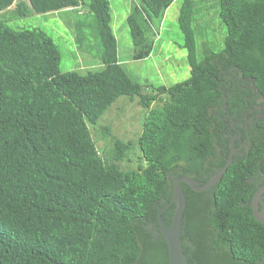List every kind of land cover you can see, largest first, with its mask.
Instances as JSON below:
<instances>
[{
    "label": "trees",
    "instance_id": "1",
    "mask_svg": "<svg viewBox=\"0 0 264 264\" xmlns=\"http://www.w3.org/2000/svg\"><path fill=\"white\" fill-rule=\"evenodd\" d=\"M174 1L134 6L127 18L134 60L152 55L154 20ZM81 4L0 0V14L14 7L9 21ZM219 5L224 49L215 53L203 42L199 52L196 5L183 0L178 21L191 77L156 90L134 83L120 64L109 0L88 4L104 69L85 75L61 72L60 50L43 31H17L0 21V264H169L166 240L148 226L160 225L178 178L204 185L225 166L223 106L244 107L256 91L264 109V0ZM86 26L75 25L81 47ZM123 96L140 98L146 119L138 142L115 139L107 159L90 126ZM249 143L211 190L183 185L189 264H264V225L250 206L257 189L250 180L264 172V112ZM135 146L145 166L123 169Z\"/></svg>",
    "mask_w": 264,
    "mask_h": 264
},
{
    "label": "rangeland",
    "instance_id": "2",
    "mask_svg": "<svg viewBox=\"0 0 264 264\" xmlns=\"http://www.w3.org/2000/svg\"><path fill=\"white\" fill-rule=\"evenodd\" d=\"M91 0H81V6L71 10L48 14L31 11L25 18L9 19L14 9L0 14V21L13 30H40L46 33L58 46L62 60L61 72H77L85 75L89 72H100L104 69L98 58L97 40L93 37L90 24L92 15L88 14ZM112 8V28L118 43V58L128 77L141 85L150 86L151 90L161 87L170 88L190 79L191 69L188 63V52L184 47V35L179 27V15L183 0H175L165 12L162 20H154V49L152 55L141 61L134 60V47L127 18L139 0H109ZM196 18L200 33H197V50L203 48V42L210 51L219 53L224 49L226 27L219 18V0H194ZM77 22L87 24L82 29L84 40L82 47L77 42ZM158 101L154 107L164 104ZM262 104V99L260 100ZM147 110L140 104L138 97H120L103 115L98 125L90 126L93 139L100 153L111 159L115 139L123 142L137 143L142 133ZM129 161L120 165L123 169L138 170L145 166L137 146L128 155Z\"/></svg>",
    "mask_w": 264,
    "mask_h": 264
},
{
    "label": "flooded vegetation",
    "instance_id": "3",
    "mask_svg": "<svg viewBox=\"0 0 264 264\" xmlns=\"http://www.w3.org/2000/svg\"><path fill=\"white\" fill-rule=\"evenodd\" d=\"M261 98L258 97L256 91L252 97L247 98L246 106L240 107L238 104L234 105L231 110H228L226 105L223 106L226 115L223 117V122L226 124L223 139L225 145L220 149L224 152V157L227 159L232 157L234 159H241L246 156L249 149V142L252 134L257 130V126L263 117V106L260 103ZM227 163V162H226ZM212 177V176H211ZM210 177V178H211ZM209 178V179H210ZM250 183L254 184L256 189L255 194L264 188V172H260L252 177ZM189 187V186H188ZM191 189V187H189ZM254 194V195H255ZM254 197V196H253ZM260 209H264V191L259 199ZM170 204L162 211L165 215L170 211L168 210ZM162 218V217H161ZM174 220V215H166L165 219L162 218L163 223L168 227L171 226ZM160 225L150 224L148 228L156 239H164V234ZM183 247H192V243L182 235Z\"/></svg>",
    "mask_w": 264,
    "mask_h": 264
},
{
    "label": "water",
    "instance_id": "4",
    "mask_svg": "<svg viewBox=\"0 0 264 264\" xmlns=\"http://www.w3.org/2000/svg\"><path fill=\"white\" fill-rule=\"evenodd\" d=\"M232 163L233 159L230 157L225 166L215 173L204 185H201L200 182L187 176L180 177L175 182L173 197L170 203V205L175 204L176 207L172 225L167 227L162 221L161 213L158 215V218L161 221V229L164 234V239L169 248V264H189L182 245V235L184 234V213L187 206V198L183 185H188L195 192H207L222 180L228 167L231 166ZM263 191L264 188L254 195L250 205L253 209L255 219L262 225H264V209H260L259 199Z\"/></svg>",
    "mask_w": 264,
    "mask_h": 264
},
{
    "label": "crops",
    "instance_id": "5",
    "mask_svg": "<svg viewBox=\"0 0 264 264\" xmlns=\"http://www.w3.org/2000/svg\"><path fill=\"white\" fill-rule=\"evenodd\" d=\"M110 4H111V2H110ZM111 8H112V5H111ZM118 60H119V58H118ZM120 62V61H119ZM121 64V63H120Z\"/></svg>",
    "mask_w": 264,
    "mask_h": 264
}]
</instances>
